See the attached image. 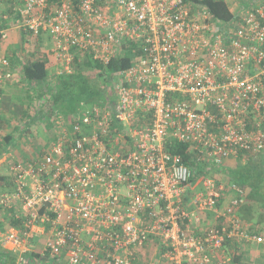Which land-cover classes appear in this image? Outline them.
I'll list each match as a JSON object with an SVG mask.
<instances>
[{
    "label": "built area",
    "instance_id": "2783aa9c",
    "mask_svg": "<svg viewBox=\"0 0 264 264\" xmlns=\"http://www.w3.org/2000/svg\"><path fill=\"white\" fill-rule=\"evenodd\" d=\"M11 2L22 32L49 34L57 75L73 73L72 50L104 64L122 44L141 53L113 81L114 102L58 121L48 147L10 163L14 194L0 210L22 226L0 236L14 264H235L264 249V225L238 216L245 190L210 175L193 183L172 150L188 145L205 170L264 157V7L241 9L233 29L195 0ZM8 67L0 57V92Z\"/></svg>",
    "mask_w": 264,
    "mask_h": 264
},
{
    "label": "trees",
    "instance_id": "16d2710c",
    "mask_svg": "<svg viewBox=\"0 0 264 264\" xmlns=\"http://www.w3.org/2000/svg\"><path fill=\"white\" fill-rule=\"evenodd\" d=\"M195 2L201 3L208 9L213 17L212 21L215 27L227 26L233 29H237L242 24L241 9L250 8L257 11L261 6L264 7V0H261V4L258 2L259 6L251 5L249 2L242 0L240 1L241 9H230L224 0H195ZM139 48L138 44H122L118 54L108 64L95 60L91 53L72 50L75 53L73 73L70 75H56L52 81L50 80L47 58H35V54H30V57L26 59L27 61L22 66L21 82L27 86L29 91H35L36 97L44 99L39 107L40 115L38 116H42L47 112L48 116H67L69 118L70 116H82L89 108L96 105L104 106L111 101L114 102L113 81L122 71L132 66L134 60L141 55ZM9 63L8 75L12 68L10 60ZM44 83L47 86L41 88ZM29 98L34 100L33 96H29ZM35 119L31 116L28 125L30 126L32 122H35ZM0 122H4L2 118H0ZM24 128L25 131L29 132V128ZM17 131L18 129L15 132L7 133L0 129V160L15 145L18 136ZM172 150L174 154L181 155L184 162L194 171L193 183L198 178L207 175L220 181L229 177L228 181L225 182L227 185L235 184L244 189L246 192L245 202L238 209L239 218L251 224L254 228L264 225L263 156L241 153L237 157L238 164L235 167L228 166L225 170H205L188 145L175 144ZM13 214L15 215V213ZM14 215L9 214L7 224L5 223L6 220L0 221L2 232L12 228H21V220H18ZM1 216L3 214H0ZM37 249H42L40 243H38V247L33 253L34 257L39 258L42 255ZM248 249L235 256V264H248L246 260ZM14 259L5 249L0 251V264L2 261H5V264H14Z\"/></svg>",
    "mask_w": 264,
    "mask_h": 264
},
{
    "label": "crops",
    "instance_id": "0c3cea01",
    "mask_svg": "<svg viewBox=\"0 0 264 264\" xmlns=\"http://www.w3.org/2000/svg\"><path fill=\"white\" fill-rule=\"evenodd\" d=\"M17 13V5L12 4L11 0H0V57L7 58L12 63L10 74L0 92V116H38L40 115L39 107L33 110L32 103L25 101L26 98L22 103H18L17 97L20 94L14 95L12 91L18 92L27 88L21 82L20 75L22 66L30 54H35V58H47L50 76L57 72L58 64L54 55V43L48 33L44 32L40 37L34 38L22 32ZM52 79L54 78L50 77V80ZM34 106L36 105L34 104ZM42 116H48V112ZM37 149L40 148L37 147L35 151ZM237 164V159H231L229 166L235 167ZM6 175L7 178L0 177V180L5 181L8 185L9 172ZM210 217L214 219L213 216ZM0 233H3L2 230Z\"/></svg>",
    "mask_w": 264,
    "mask_h": 264
},
{
    "label": "rangeland",
    "instance_id": "374dc122",
    "mask_svg": "<svg viewBox=\"0 0 264 264\" xmlns=\"http://www.w3.org/2000/svg\"><path fill=\"white\" fill-rule=\"evenodd\" d=\"M228 3L232 5V1L229 0ZM57 75L56 73H52L51 77L54 78V76ZM53 80V79H52ZM51 80V81H52ZM47 86L46 83L42 84L41 88H45ZM33 90H28V88H24L22 91L13 92L15 94H20L17 98L18 103H22L24 100L27 99V101H30L31 107L36 109L37 107H40V104L44 102V99H39L36 96V93ZM32 94V95H31ZM29 96H33V99L31 100ZM35 97V98H34ZM34 104L36 106H34ZM26 105H29L26 103ZM39 105V106H38ZM30 106V105H29ZM38 109V108H37ZM31 116H0L4 122H0V129L3 132H15V130L18 129L17 133V140L15 145L10 149V152L5 155L0 160V177L7 178V173L9 172V165L13 162H20L30 156L34 153L35 149L37 147H48L50 143L53 142L55 139V133L56 129H58V121L61 122H67L69 120V117L67 116H32L35 119V122H32V124L29 126V120ZM21 124H23L21 126ZM29 128V132L25 131V128ZM24 131H23V130ZM36 147V148H35ZM35 148V149H34ZM222 177V176H221ZM229 178V177H228ZM228 178L225 180H221L222 182L228 181ZM200 188V185L196 187V190ZM8 193L10 195L14 194V190L11 186V184L8 181V185H6L5 181L0 180V196L2 194ZM10 210L8 209H2L0 210V214H3V216L0 217L1 220H6L5 223L9 221L7 217H9ZM4 239L0 236V251L4 250L3 247ZM39 240L35 239L32 242H30V249H32L34 246L38 245ZM9 254L13 255L15 253V249L11 246H8V249H6ZM6 251V252H7ZM248 264H264V249L253 246L248 249L247 252V258Z\"/></svg>",
    "mask_w": 264,
    "mask_h": 264
}]
</instances>
